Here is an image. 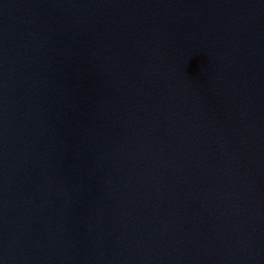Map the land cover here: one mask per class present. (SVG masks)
Listing matches in <instances>:
<instances>
[{
  "label": "water",
  "instance_id": "obj_1",
  "mask_svg": "<svg viewBox=\"0 0 264 264\" xmlns=\"http://www.w3.org/2000/svg\"><path fill=\"white\" fill-rule=\"evenodd\" d=\"M0 264H142L56 0H0Z\"/></svg>",
  "mask_w": 264,
  "mask_h": 264
}]
</instances>
